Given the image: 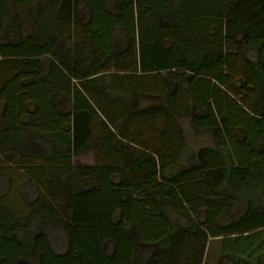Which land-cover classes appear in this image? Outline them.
Returning <instances> with one entry per match:
<instances>
[{
    "label": "trees",
    "instance_id": "1",
    "mask_svg": "<svg viewBox=\"0 0 264 264\" xmlns=\"http://www.w3.org/2000/svg\"><path fill=\"white\" fill-rule=\"evenodd\" d=\"M28 3L0 0V264H264V0ZM189 113L211 144L169 177Z\"/></svg>",
    "mask_w": 264,
    "mask_h": 264
},
{
    "label": "rangeland",
    "instance_id": "2",
    "mask_svg": "<svg viewBox=\"0 0 264 264\" xmlns=\"http://www.w3.org/2000/svg\"><path fill=\"white\" fill-rule=\"evenodd\" d=\"M46 0H29V3L25 6H8L9 9V17L13 19L14 16H17L20 21L25 24L26 29L30 30V26L32 25V22L35 20L36 15L39 13V11L43 8ZM80 8L81 5L78 6V12L80 14ZM46 12H51V10H46ZM80 20L81 22H84L85 19L80 14ZM19 36L18 33L15 32V35ZM18 39V37H17ZM119 38H117L118 40ZM76 40L78 38L76 37ZM52 42L55 44V50L58 55L61 57H66L68 54L73 52V45L70 43H67L65 40L56 41L54 39H51ZM238 85V84H237ZM155 103H151L147 101L146 99H138L135 98L132 102L131 109L132 111H140V110H146L151 107H155ZM59 108H61V104H58ZM190 115H186L182 120V131L181 136L183 138L184 142V148L181 150L182 156H186V162L184 163V160L177 159V163L174 164L170 169L171 172L168 174L169 177H174L175 175L180 174L187 168L195 167L196 164L198 165L200 163V150L203 147L209 146L211 144L210 135L208 134H200L194 130V128L190 124ZM162 122V121H161ZM144 138H149V142L151 145H147L146 147L151 148V150L156 153L159 152L160 154H171L172 148L164 147L162 143L160 144L158 141V136L155 135L152 131H148L147 129H144L143 131ZM146 140H144L145 142ZM175 150V149H174ZM27 152V148L20 147L18 151V158L24 156V153ZM103 154V155H102ZM102 154H85L82 156H78L73 158L72 164L74 166H89L93 165L95 162V158L100 159L101 162H108L110 163L112 158L105 159L104 153ZM188 162V163H187ZM8 166L7 162H3L2 158L0 157V166ZM5 190L0 188V195L4 194ZM61 208H64V204L61 205ZM63 210V209H62ZM61 211V209H60ZM164 211L169 217L170 220L175 221L176 219L179 221H183L182 218H180L176 213L172 211L169 205H164ZM62 212V211H61ZM219 245L216 242H211L208 249H207V256L204 259V264H219ZM220 264H226L221 262Z\"/></svg>",
    "mask_w": 264,
    "mask_h": 264
}]
</instances>
